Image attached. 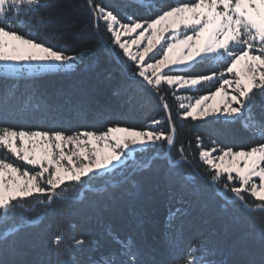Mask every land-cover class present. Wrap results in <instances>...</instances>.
Instances as JSON below:
<instances>
[{
  "label": "snow or ice",
  "instance_id": "1",
  "mask_svg": "<svg viewBox=\"0 0 264 264\" xmlns=\"http://www.w3.org/2000/svg\"><path fill=\"white\" fill-rule=\"evenodd\" d=\"M87 5L95 38L105 42L123 76L115 94L139 90L156 97L172 132L118 124L106 130L95 126L70 130L54 117L45 122L48 126L32 121L0 125V151L8 154L0 155V264H264V104L257 110L256 99L264 97V0H125L126 8L134 11L123 19L95 0H87ZM50 7V0H0V95L5 100L17 87L8 86L9 77L18 83L27 76L67 73L88 52L83 46L76 54L70 52L83 41L86 26L73 32L72 25L57 24L48 37L40 38L33 21L39 18L42 24V10ZM101 21L107 39L101 35ZM202 88L207 94L194 97V103L193 97L179 94ZM32 89L41 111H50L53 105L39 93L35 81ZM169 92L178 102L180 119L213 117L209 123L256 139L247 150L236 151L215 144L206 149L196 138L199 162L205 166L203 179L216 197L211 211L231 223L236 233L230 242L197 239L194 245L178 247L186 229L198 228L199 218L185 206V196L195 190L192 177L178 171L194 164L191 149L181 145L178 159L164 153L163 170L156 163L162 159L159 149L164 145L172 149L176 143ZM74 107L83 110L86 105L82 100ZM9 115L6 103L0 116L7 121ZM117 174L122 179L116 189L106 185L98 193L94 188ZM154 191L177 205L167 220L171 237L165 242L167 259L143 261L136 242L118 236V252L100 260L81 256L89 249L83 235L73 234L77 215L103 211L99 204L103 199L109 211L127 209L136 216L138 202L151 199ZM50 217L55 218L54 227L47 225L51 235L37 244V229ZM244 222L247 228L241 230ZM250 244L259 246V259L223 258L237 251L246 254ZM37 247L54 255L55 261L28 259Z\"/></svg>",
  "mask_w": 264,
  "mask_h": 264
},
{
  "label": "trees",
  "instance_id": "2",
  "mask_svg": "<svg viewBox=\"0 0 264 264\" xmlns=\"http://www.w3.org/2000/svg\"><path fill=\"white\" fill-rule=\"evenodd\" d=\"M96 3L109 7L122 19L129 11L125 6V0H95ZM176 3L177 0H168ZM51 7L42 10L43 23L39 18L33 21L34 27L39 31L40 38H46L53 31L54 25H72L71 31L78 32L80 28H85L83 41H78L77 46L70 49L71 54L80 51L81 46L87 47L88 52L82 63L67 73H46L37 77H24L18 83L12 77L8 78V86L17 84L11 89L12 96L5 100L0 95V109L7 103L10 115L7 121L0 116V125H21L26 121L40 123L48 126L45 122L51 121L54 117L61 122L65 128L75 130L81 126L86 128L97 127L106 130L109 126H128L136 129H147L153 127V120H161L162 123L155 125L156 129H162L171 133L166 113L163 111L160 101L151 94H142L139 90H131L127 94H115V88L123 80V76L106 50L105 42L95 38L94 20L90 14L87 0H50ZM138 15L141 13H137ZM51 21V22H49ZM101 35L107 39L108 34L104 31L103 21L100 22ZM54 43L63 45L64 41L53 40ZM131 70V63L128 62ZM3 75L0 74V81ZM35 81L36 89L43 94L53 107L50 111H41L38 106L39 97L34 99L35 92L32 89V82ZM167 87V86H165ZM214 90V89H212ZM208 89L202 88L199 91H180L179 94L187 92L194 97L207 94ZM196 94V95H195ZM188 97V96H187ZM168 103L172 108V120L175 123V147L170 149L169 154L178 159V151L181 145L185 150L191 149L195 155V162L192 165H183L178 171L183 175L192 177L195 190L190 191L185 196L186 207L189 211H195L198 218V228L195 230H185L184 238L178 241L179 248H186L188 244H196L197 239L216 241L224 239L230 242L235 238L236 233L232 231L229 222L218 218L212 211L216 207L214 203L216 197L213 196L207 182L203 179L204 167L199 162V151L197 136L201 138V147L211 149L216 147H233L234 150H247L249 146L255 144L256 139L251 134L236 135L232 130L224 129L215 123H209L214 118H203L192 120L180 119L177 112L178 102L169 92ZM257 110L264 104V97L257 96ZM84 101L86 107L81 110L74 107L80 101ZM23 105V108L21 107ZM27 109V111H26ZM240 127V125H237ZM162 159L156 163L161 170L166 167L165 145L159 149ZM0 155L8 154L0 151ZM190 155V159H191ZM122 177L117 174L107 177L102 183L94 184L98 193H103L106 185L116 189ZM87 192V188L85 189ZM96 193H89L95 195ZM76 202L79 203V194H76ZM205 203L209 205L204 208ZM99 204L103 211H96L87 217L77 215L73 221L75 227L73 234L83 235L88 241V251L81 254L82 257L100 260L102 257L116 253L120 250V245L115 237L120 240L129 238L136 242L142 250L143 261L163 260L168 258L165 247L166 240L171 239L168 235L167 220L169 210L174 209L175 201L171 203L165 199L160 191H154L151 199L141 200L136 206V216L129 213L127 209L122 212L109 211L107 205L100 199ZM55 218L50 217L44 222L36 240L39 244L51 235L52 225L54 227ZM241 230H246L247 222L239 225ZM111 233V234H110ZM95 242V243H93ZM28 259H42L55 261V256H49L43 249L37 247L32 250ZM216 258V257H213ZM224 259H259V246L250 244L246 254L239 251L223 256Z\"/></svg>",
  "mask_w": 264,
  "mask_h": 264
},
{
  "label": "rangeland",
  "instance_id": "3",
  "mask_svg": "<svg viewBox=\"0 0 264 264\" xmlns=\"http://www.w3.org/2000/svg\"><path fill=\"white\" fill-rule=\"evenodd\" d=\"M124 39H128L127 37H123ZM135 45H133V51H135ZM131 63V62H130ZM1 75H3V74H1ZM27 77H31V76H27ZM181 91H183V90H181ZM181 95H184V96H188V97H193L194 95H189L187 92H184L183 94H181ZM196 95V94H195ZM202 95H204V94H202ZM189 101L188 100H185V103H188ZM191 102L192 103H194L195 102V100H194V98L191 100ZM207 103H209V104H211L212 103V101L210 100V101H208ZM207 118H213V117H207ZM199 119H203V118H199ZM154 128L156 127L155 125L153 126ZM165 147H167V145H165ZM67 151V150H66ZM14 159V158H13ZM18 163H22V162H18ZM25 167H31V166H27V165H25Z\"/></svg>",
  "mask_w": 264,
  "mask_h": 264
},
{
  "label": "water",
  "instance_id": "4",
  "mask_svg": "<svg viewBox=\"0 0 264 264\" xmlns=\"http://www.w3.org/2000/svg\"><path fill=\"white\" fill-rule=\"evenodd\" d=\"M166 117H167V115H166ZM168 118V117H167ZM171 132H172V129H171ZM169 151H170V149L167 147V149H166V153H169Z\"/></svg>",
  "mask_w": 264,
  "mask_h": 264
}]
</instances>
